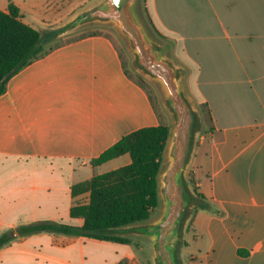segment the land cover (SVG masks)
<instances>
[{
	"label": "crops",
	"instance_id": "crops-1",
	"mask_svg": "<svg viewBox=\"0 0 264 264\" xmlns=\"http://www.w3.org/2000/svg\"><path fill=\"white\" fill-rule=\"evenodd\" d=\"M10 3L36 28L18 2L0 0V10ZM145 5L201 115L189 173L210 209L195 208L188 220L181 264H264V0ZM125 57L118 38L91 33L59 43L9 80L0 97V238L10 241L0 264H154L150 242L138 237L21 232L45 221L82 226L71 209L88 204L90 192L74 194V186L132 158L93 161L138 130L170 127Z\"/></svg>",
	"mask_w": 264,
	"mask_h": 264
},
{
	"label": "trees",
	"instance_id": "trees-1",
	"mask_svg": "<svg viewBox=\"0 0 264 264\" xmlns=\"http://www.w3.org/2000/svg\"><path fill=\"white\" fill-rule=\"evenodd\" d=\"M45 41V33L22 21L17 5L10 3L7 12L0 10V97L6 93L8 82L14 75L57 45ZM200 109L208 121L207 107L200 105ZM169 136L170 127L167 125L144 128L126 136L93 161L94 165H100L125 154H130L132 158L128 166L74 186V194L90 192L88 204L71 209L73 218L84 219L82 226L45 221L22 228V234L54 232L119 243L133 242L107 232L146 221L158 209V175ZM191 180L199 197L196 208L210 209L206 198L195 186L193 177ZM9 241L8 236L1 237L0 249Z\"/></svg>",
	"mask_w": 264,
	"mask_h": 264
},
{
	"label": "water",
	"instance_id": "water-1",
	"mask_svg": "<svg viewBox=\"0 0 264 264\" xmlns=\"http://www.w3.org/2000/svg\"><path fill=\"white\" fill-rule=\"evenodd\" d=\"M141 0H101L85 10L70 27L92 22H114L134 55L138 66L154 80L161 92L164 107L173 120L164 152L160 173L158 209L160 218L151 224L146 221L112 229L108 234L119 237H138L152 246L154 264H181L183 234L188 220L199 203L196 191L188 179L189 165L197 134L202 127L200 111L188 97L185 72L171 56V47L149 27L139 9ZM70 28V29H71ZM64 36L63 31L46 34L53 41Z\"/></svg>",
	"mask_w": 264,
	"mask_h": 264
},
{
	"label": "rangeland",
	"instance_id": "rangeland-1",
	"mask_svg": "<svg viewBox=\"0 0 264 264\" xmlns=\"http://www.w3.org/2000/svg\"><path fill=\"white\" fill-rule=\"evenodd\" d=\"M9 1V0H3ZM18 2L24 11L25 17L30 24L47 34L53 31H63L64 36L56 38L52 41L54 44H59L72 37L83 36L91 33H107L118 38L122 49L128 52V44L122 37L123 34L119 27L114 22H92L81 26L70 27V23L77 19L85 10L90 9L98 4L101 0H11ZM141 16L150 27V22L146 14L145 0H141L139 6ZM71 28V29H70ZM129 58L125 57L128 72L136 78L140 83L152 93L154 100L159 105L164 106L161 92L152 78L148 76L136 63L134 55L129 53ZM170 127L173 125V120L170 116ZM202 127V124L198 125ZM191 174L188 173V179H191ZM191 190L194 191V184H191ZM162 215V208L157 209L148 224L156 222ZM184 258V257H183ZM185 259V258H184ZM185 261V260H184ZM188 264V261H185Z\"/></svg>",
	"mask_w": 264,
	"mask_h": 264
}]
</instances>
